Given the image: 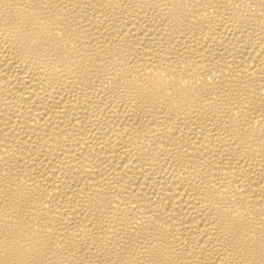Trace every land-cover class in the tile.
<instances>
[{
	"label": "bare ground",
	"instance_id": "6f19581e",
	"mask_svg": "<svg viewBox=\"0 0 264 264\" xmlns=\"http://www.w3.org/2000/svg\"><path fill=\"white\" fill-rule=\"evenodd\" d=\"M0 264H264V0H0Z\"/></svg>",
	"mask_w": 264,
	"mask_h": 264
}]
</instances>
